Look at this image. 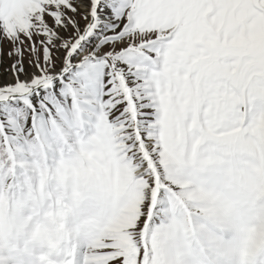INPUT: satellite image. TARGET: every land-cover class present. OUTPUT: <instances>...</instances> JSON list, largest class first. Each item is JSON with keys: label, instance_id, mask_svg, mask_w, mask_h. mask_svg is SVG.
<instances>
[{"label": "snow or ice", "instance_id": "obj_1", "mask_svg": "<svg viewBox=\"0 0 264 264\" xmlns=\"http://www.w3.org/2000/svg\"><path fill=\"white\" fill-rule=\"evenodd\" d=\"M0 264H264V0H0Z\"/></svg>", "mask_w": 264, "mask_h": 264}, {"label": "rangeland", "instance_id": "obj_2", "mask_svg": "<svg viewBox=\"0 0 264 264\" xmlns=\"http://www.w3.org/2000/svg\"><path fill=\"white\" fill-rule=\"evenodd\" d=\"M5 50L7 51V46L5 47ZM11 61L7 59V57H5L4 60V70H6L8 68V66L10 65ZM5 77L6 79L8 78L7 72L5 71Z\"/></svg>", "mask_w": 264, "mask_h": 264}]
</instances>
